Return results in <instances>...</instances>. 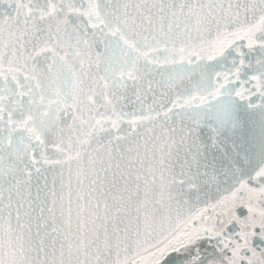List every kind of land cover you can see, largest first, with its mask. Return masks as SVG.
<instances>
[{"label": "snow or ice", "instance_id": "snow-or-ice-1", "mask_svg": "<svg viewBox=\"0 0 264 264\" xmlns=\"http://www.w3.org/2000/svg\"><path fill=\"white\" fill-rule=\"evenodd\" d=\"M0 264H264V0H0Z\"/></svg>", "mask_w": 264, "mask_h": 264}]
</instances>
